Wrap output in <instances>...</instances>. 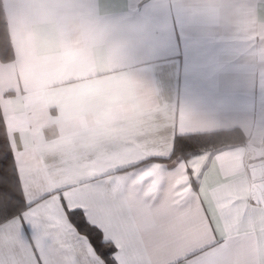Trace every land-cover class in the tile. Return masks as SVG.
Instances as JSON below:
<instances>
[{"label":"snow or ice","instance_id":"6c2138e0","mask_svg":"<svg viewBox=\"0 0 264 264\" xmlns=\"http://www.w3.org/2000/svg\"><path fill=\"white\" fill-rule=\"evenodd\" d=\"M223 6L264 20V0ZM245 34L264 43V24ZM9 41L0 19V57ZM110 120L115 138L83 156L0 107V264H264V129Z\"/></svg>","mask_w":264,"mask_h":264},{"label":"crops","instance_id":"0c3cea01","mask_svg":"<svg viewBox=\"0 0 264 264\" xmlns=\"http://www.w3.org/2000/svg\"><path fill=\"white\" fill-rule=\"evenodd\" d=\"M13 58H0V107L94 155L133 119L167 129L173 114L216 130L264 129V43L215 15L224 0H94L109 37L24 27L28 6L2 0ZM150 82L160 96L141 87Z\"/></svg>","mask_w":264,"mask_h":264},{"label":"clouds","instance_id":"9594fccd","mask_svg":"<svg viewBox=\"0 0 264 264\" xmlns=\"http://www.w3.org/2000/svg\"><path fill=\"white\" fill-rule=\"evenodd\" d=\"M15 4L28 6L23 17H18L24 27L41 28L57 34L65 30L70 31L76 38L77 46H84L80 40L81 34L91 37L95 33H103L114 51L119 53L116 39L110 34V26L103 20L101 13L91 5L94 0H12ZM215 15L225 24L245 33L254 31L264 24V20L257 18L255 22L245 23L241 15L233 8L221 4L215 9ZM142 88L159 95L158 90L148 81L137 79Z\"/></svg>","mask_w":264,"mask_h":264},{"label":"trees","instance_id":"16d2710c","mask_svg":"<svg viewBox=\"0 0 264 264\" xmlns=\"http://www.w3.org/2000/svg\"><path fill=\"white\" fill-rule=\"evenodd\" d=\"M0 19H3L7 22V18H6V14H5V10H4V7H3V2L2 0H0ZM9 48L11 49V52L10 54L7 56V57H0L1 60L3 61H8V60H11L13 58V50H12V45H11V39L9 41ZM219 132H222V133H225V134H229L231 136H235V137H238V138H242L243 137V130L239 127H233V128H229V129H220V130H217ZM194 144V148L193 149H190V151H198V147H195V142H193ZM93 243L95 244V246H97L98 248L100 247L101 245V237L97 236L94 238L93 240ZM105 251L107 252V249H105Z\"/></svg>","mask_w":264,"mask_h":264}]
</instances>
